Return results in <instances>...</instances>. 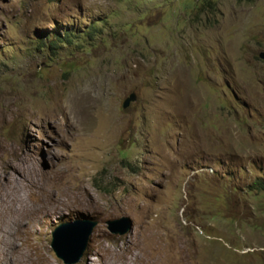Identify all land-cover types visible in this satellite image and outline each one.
Instances as JSON below:
<instances>
[{"label":"rangeland","instance_id":"obj_1","mask_svg":"<svg viewBox=\"0 0 264 264\" xmlns=\"http://www.w3.org/2000/svg\"><path fill=\"white\" fill-rule=\"evenodd\" d=\"M260 51L264 0H0V172L36 170L49 199L22 187L0 264H37L34 239L66 264L53 232L83 218L97 224L73 264L156 226L177 264H264ZM122 217L130 231L107 228Z\"/></svg>","mask_w":264,"mask_h":264},{"label":"bare ground","instance_id":"obj_2","mask_svg":"<svg viewBox=\"0 0 264 264\" xmlns=\"http://www.w3.org/2000/svg\"><path fill=\"white\" fill-rule=\"evenodd\" d=\"M64 166H61V168L68 175V167ZM18 168V165H12L7 179L6 174L0 172V249L2 246H15L17 237L20 236L18 215L24 208L21 197L22 187L36 189L40 195L39 200L42 206H46L49 200L45 181L37 179V171L34 170L29 175H23L19 173ZM64 185L60 189V195H73L84 202L94 203L86 189ZM47 224L48 222H45L36 229L35 238L37 234L42 235L43 226L46 227ZM168 230L162 231L160 234L156 226L145 236L133 234L132 237L123 242L122 247L117 248L104 245L100 241L101 238H99L91 245L88 251V260L85 264H177L179 260L174 257L176 252L173 251L171 233ZM35 240L34 244L38 247L36 253L37 264H53L41 254V243L39 244Z\"/></svg>","mask_w":264,"mask_h":264},{"label":"water","instance_id":"obj_3","mask_svg":"<svg viewBox=\"0 0 264 264\" xmlns=\"http://www.w3.org/2000/svg\"><path fill=\"white\" fill-rule=\"evenodd\" d=\"M258 57L264 59V51H260ZM135 99L136 94L134 92L129 93L122 101V108L127 107L129 103ZM120 223H122V225H117ZM94 225H96V221L91 222L89 219L83 218L81 220L63 223V225L59 226L54 231L55 233L53 232V240L51 242V247L55 255L60 258L63 263H76L82 255L86 241ZM107 228L114 233L123 234L130 231L132 225L129 218L122 217L119 220L108 221ZM54 236L56 238H54Z\"/></svg>","mask_w":264,"mask_h":264},{"label":"trees","instance_id":"obj_4","mask_svg":"<svg viewBox=\"0 0 264 264\" xmlns=\"http://www.w3.org/2000/svg\"><path fill=\"white\" fill-rule=\"evenodd\" d=\"M93 26H94V24H91V27H93ZM66 40L70 41V39H64V38H61L60 37V41L61 42H64ZM251 187L254 188V189L264 190V180L263 181L262 180L261 181L260 180L259 181L258 180H255L254 181V184H252Z\"/></svg>","mask_w":264,"mask_h":264},{"label":"clouds","instance_id":"obj_5","mask_svg":"<svg viewBox=\"0 0 264 264\" xmlns=\"http://www.w3.org/2000/svg\"><path fill=\"white\" fill-rule=\"evenodd\" d=\"M203 169H204V168H203ZM203 169H202V170H203ZM207 170L211 172V171H212V168L209 167V168H207ZM76 220H81V219H76ZM73 221H74V220H73ZM65 223H66V222H65Z\"/></svg>","mask_w":264,"mask_h":264}]
</instances>
